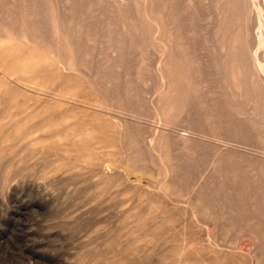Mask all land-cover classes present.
<instances>
[{
    "label": "rangeland",
    "instance_id": "obj_1",
    "mask_svg": "<svg viewBox=\"0 0 264 264\" xmlns=\"http://www.w3.org/2000/svg\"><path fill=\"white\" fill-rule=\"evenodd\" d=\"M24 1L0 0V264H264L259 248L264 226L256 222L260 217L252 202L264 177L259 138L264 122L236 97L244 85L259 90V66L232 44L242 34L236 12L251 0H229L222 24L210 0H125L136 5L132 14L118 9L117 0ZM223 26L230 27L226 35L217 33ZM71 36L82 38L78 46ZM57 38L68 43L64 53L53 46ZM114 45H121V58L108 53ZM230 136L234 146L225 149L222 140ZM212 153L220 159L215 169L220 174L211 178L217 195L209 203L190 201L184 195L194 181L188 172L196 167L195 173H210L204 168ZM228 187L242 188L233 201L220 198ZM236 205L239 213L230 212Z\"/></svg>",
    "mask_w": 264,
    "mask_h": 264
},
{
    "label": "bare ground",
    "instance_id": "obj_2",
    "mask_svg": "<svg viewBox=\"0 0 264 264\" xmlns=\"http://www.w3.org/2000/svg\"><path fill=\"white\" fill-rule=\"evenodd\" d=\"M29 1V0H28ZM28 1H27V3H28ZM70 1V0H69ZM79 1V0H78ZM78 1H76V2H78ZM85 1V0H84ZM140 1H142V0H140ZM205 1V0H204ZM209 1V0H208ZM261 2H259V1H257L256 2V0H251V2L249 3V5L248 6H246L244 9H243V11H241V10H238L236 13V15H235V18L236 19H238V18H241L242 20H243V22H242V24L240 25L241 26V31H242V34H239V35H236V36H234L233 37V47L235 48V49H237V50H240V51H244V52H247V57H249L248 59V62H249V64H251L252 66H254L255 68H257L258 69V66H259V69L257 70L258 72H256V73H258L257 74V76L259 77V84H260V86L258 87L259 88V90L256 92L255 91V88L253 87V88H251V85H244V86H246V87H244V89H245V92L242 94L241 92L239 93V94H237L236 95V97H238L239 98V100L240 101H243L244 102V105L247 107V110L249 111V113L251 114V116L253 117V116H257V118H260L259 120H262L263 122H264V0H260ZM23 2V1H22ZM24 2H26V0L24 1ZM80 2V1H79ZM101 2V1H100ZM105 2V1H104ZM117 2H118V5H117V8L118 9H121V10H123V11H128V12H130L131 13V11L132 10H134V8L136 7V5L135 4H129V2L128 1H125V0H117ZM143 2H144V0H143ZM146 2V1H145ZM153 2V1H152ZM155 2H156V0H155ZM161 2V1H160ZM159 2V3H160ZM172 2V1H171ZM26 3V4H27ZM41 3V2H40ZM83 3V2H82ZM140 3H142V2H140ZM208 4H209V2H207ZM229 3V0H210V5L212 4L214 7H215V10H216V12L215 13H217V19H218V22L220 23V24H222V21L223 20H225L226 19V15H225V9H226V5ZM83 4H87V3H83ZM93 4H94V2H93ZM96 4V3H95ZM113 4V3H112ZM148 4V3H147ZM164 4V3H163ZM20 5V4H19ZM22 5H24L25 6V4H22ZM75 5V4H74ZM81 5V4H80ZM111 5V4H110ZM134 5H135V7H134ZM230 5V4H229ZM240 5V4H239ZM17 6H18V4H17ZM41 6V5H40ZM43 6V5H42ZM114 6V5H113ZM240 6H242V5H240ZM75 7V6H74ZM94 7V6H93ZM112 7V6H111ZM142 7V6H141ZM25 8V7H24ZM23 8V9H24ZM71 8V7H70ZM75 8H78V7H75ZM82 8V7H81ZM102 8V6H100V8L99 9H101ZM242 8V7H241ZM241 8H239V9H241ZM26 9V8H25ZM30 9V8H29ZM38 9V8H37ZM36 9V10H37ZM74 9V8H73ZM83 9V8H82ZM113 9V8H112ZM136 9V8H135ZM139 9H140V6H139ZM212 9V8H211ZM62 10V9H61ZM78 10V9H77ZM143 10V9H142ZM229 10V9H228ZM29 11V10H28ZM31 11V10H30ZM109 11V10H108ZM136 11H137V9H136ZM141 11V10H140ZM26 12V11H25ZM36 12V11H35ZM138 12V11H137ZM169 12V14H170V11H168ZM226 12H227V9H226ZM231 12V11H230ZM20 13V12H19ZM18 13V14H19ZM29 13V12H28ZM27 12H26V14H28ZM39 13V12H38ZM71 13V12H70ZM81 13H83V12H81ZM21 14V13H20ZM23 14V13H22ZM87 14V13H86ZM89 14V13H88ZM87 14V15H88ZM111 14H113L114 15V13H111ZM132 14V13H131ZM227 14H229V11H228V13ZM71 15V14H70ZM87 15H85V16H87ZM127 15V14H126ZM143 15V14H142ZM171 15V14H170ZM230 15V14H229ZM19 16H21V15H19ZM28 16V15H27ZM37 16V15H36ZM60 16V15H59ZM69 16V15H68ZM84 16V17H85ZM89 17H90V14L88 15ZM97 16V15H96ZM98 16H100V15H98ZM131 16V15H130ZM228 16V15H227ZM3 17V16H2ZM40 17V16H39ZM49 17V16H48ZM66 17V16H65ZM79 17H82L83 18V16H79ZM92 17V16H91ZM95 17V16H94ZM107 17V16H106ZM109 17V16H108ZM107 17V18H108ZM78 18V17H77ZM82 18H80V19H82ZM231 18V17H230ZM29 19V18H28ZM34 19V18H33ZM36 19H38L39 20V18H36ZM42 19V18H41ZM40 19V20H41ZM63 19H65V18H63ZM110 19H112V18H110ZM109 19V20H110ZM145 19V18H144ZM167 19V18H166ZM54 20V19H53ZM52 20V21H53ZM75 20V19H74ZM73 20V21H74ZM78 20V19H77ZM85 20H86V18H85ZM116 20V19H115ZM31 21V20H30ZM37 21V20H36ZM35 20L33 21L34 23L36 22ZM79 21H81V20H79ZM100 21H101V19H100ZM100 21H98V22H100ZM132 21V20H131ZM134 21V20H133ZM170 21H172V20H170ZM169 21V22H170ZM2 22V21H1ZM211 22H212V20H211ZM230 22V21H229ZM13 23V22H12ZM86 23V22H85ZM101 23V22H100ZM99 23V24H100ZM119 23V22H118ZM134 23H135V21H134ZM145 23V22H144ZM147 23V22H146ZM216 23H217V21H216ZM215 23V24H216ZM226 23V22H225ZM224 23V24H225ZM80 24V23H79ZM115 24V23H114ZM136 24V23H135ZM171 24V23H170ZM211 24V23H210ZM214 24V23H213ZM238 24V23H237ZM5 25V24H4ZM11 25V24H10ZM174 25V24H173ZM12 26H13V24H12ZM12 26H10V27H12ZM18 26V25H17ZM76 26V25H75ZM97 26V25H96ZM101 26V25H100ZM135 26V25H134ZM217 26V25H216ZM231 26V25H230ZM237 26V25H236ZM240 26H239V28H240ZM6 27H9V26H6ZM35 27V26H34ZM62 27H64V26H62ZM80 27V26H79ZM95 27V26H94ZM120 27H121V24H120ZM138 27V26H137ZM174 27V26H173ZM225 27V28H224ZM232 27V26H231ZM14 27H12L11 29H13ZM33 28V27H32ZM36 28V27H35ZM34 28V29H35ZM57 28V27H56ZM60 28H61V26H60ZM85 28V27H84ZM96 28V27H95ZM142 28H144V27H142ZM224 28V29H223ZM230 27H228V26H223L222 27V29H221V27L219 28V29H217V33L219 34H223V35H226V33H228L229 32V29ZM10 29V30H11ZM18 29V28H17ZM67 29V28H66ZM72 29V28H71ZM80 29V28H79ZM100 29V28H99ZM119 29V28H118ZM122 29V28H121ZM138 29V28H137ZM233 29V28H232ZM59 30V29H58ZM86 30V29H85ZM98 30V29H97ZM135 30V29H134ZM148 30H149V28H148ZM17 31V30H16ZM42 31V30H41ZM57 31V30H56ZM60 31V30H59ZM65 31V30H64ZM81 31V30H80ZM91 31H93V30H91ZM124 31V30H123ZM142 31V30H141ZM151 31V30H150ZM241 31H238V32H241ZM43 32V31H42ZM94 32H97V31H95L94 30ZM117 32H119V31H117ZM135 32H137V30L135 31ZM213 32H214V29H213ZM235 32V31H234ZM27 33V32H26ZM44 33V32H43ZM66 33V32H65ZM76 33V32H75ZM98 33H99V31H98ZM116 33V32H115ZM120 33V32H119ZM134 33V32H133ZM137 33H139V32H137ZM237 33V32H236ZM35 34V33H34ZM37 34V33H36ZM47 34H48V31H47ZM55 34H57V33H55ZM85 34V33H84ZM140 34V33H139ZM145 34V33H144ZM210 34V33H209ZM208 34V35H209ZM232 34H234L233 32H232ZM29 35V34H28ZM74 35V34H73ZM95 35H96V33H95ZM94 35V36H95ZM135 35H137L136 33H135ZM213 35V34H212ZM35 36V35H34ZM37 36V35H36ZM36 36H35V38H36ZM98 36V35H97ZM29 37V36H28ZM62 37H64V35L62 36ZM90 37V36H89ZM92 37V36H91ZM101 37H103L102 35H101ZM106 37V36H105ZM122 37V36H121ZM120 37V38H121ZM125 37V36H124ZM133 37V36H132ZM211 37V36H210ZM209 37V38H210ZM219 37V36H218ZM45 37H43V39H44ZM85 38V37H84ZM94 38V37H93ZM138 38V37H137ZM148 38V37H147ZM151 38V37H150ZM208 38V37H207ZM217 38V37H216ZM79 39H82V38H75V37H73V36H71L70 37V41H72L73 42V44H75L76 46H78L77 44H78V40ZM96 39V38H95ZM136 39V38H135ZM229 39V38H228ZM39 40H41V39H39ZM47 40V39H46ZM49 40V39H48ZM85 40V39H84ZM125 40V39H124ZM139 40V39H138ZM143 40V39H142ZM209 40V39H208ZM232 40V39H231ZM49 41H51V40H49ZM83 41V40H82ZM91 41V40H90ZM127 41V40H126ZM225 41V40H224ZM42 42V41H41ZM45 42H47V41H45ZM101 42V41H100ZM100 42H98L97 41V43H100ZM138 42V41H137ZM143 42V41H142ZM145 42H146V39H145ZM148 42V41H147ZM229 42H230V39H229ZM29 43V42H28ZM82 43V42H81ZM102 43V42H101ZM136 43V42H135ZM139 43V42H138ZM226 43V42H225ZM42 44V43H41ZM40 44V45H41ZM49 44V43H48ZM91 44V43H90ZM131 44V43H130ZM140 44V43H139ZM138 44V45H139ZM68 43H66L65 41H62L61 39H59V38H57L56 40H55V42L53 43V46H54V48H55V50H57V51H59V52H63L68 46ZM70 45V44H69ZM93 45V44H92ZM96 45H98V44H96ZM102 45V44H101ZM124 45V44H123ZM127 45V44H126ZM137 45V46H138ZM142 45V44H141ZM227 45V44H226ZM52 46V45H51ZM81 46H83L84 47V45H82L81 44ZM89 46L90 45H88V49H89ZM115 46V45H114ZM121 45H117V46H115V47H111L110 49H109V54H118L119 53V49L121 48L120 47ZM140 46V45H139ZM225 46V45H224ZM230 46V45H229ZM100 47V46H99ZM156 47V46H155ZM183 47V46H182ZM219 47V46H218ZM226 47V46H225ZM54 48H52V49H54ZM76 48V47H75ZM97 48V47H96ZM101 48V47H100ZM104 48V47H103ZM213 48H214V46H213ZM85 49V48H84ZM212 49V48H211ZM220 49V48H219ZM226 49V48H225ZM97 50V49H96ZM100 50V49H99ZM148 50V49H147ZM176 50V49H175ZM179 50V49H178ZM181 50V49H180ZM123 51V50H122ZM121 51V52H122ZM70 52V51H69ZM98 53H99V51H97ZM159 52V51H158ZM184 52V51H183ZM208 52H210V51H208ZM221 52V51H220ZM64 53V52H63ZM130 53V52H129ZM143 53V52H142ZM161 53V52H160ZM237 53V52H236ZM54 54V53H53ZM57 54H58V52H57ZM102 54H103V52H102ZM154 54V53H153ZM175 54V53H174ZM178 54V53H177ZM184 54V53H183ZM222 54V53H221ZM221 54H219V55H221ZM48 55H49V53H48ZM60 55H61V53H60ZM124 55V54H123ZM123 55H119L118 54V57H122ZM136 55V54H135ZM142 55V54H141ZM176 55V54H175ZM179 55V54H178ZM184 55H186V54H184ZM183 55V56H184ZM210 55V54H209ZM216 55H218V54H216ZM216 55H214V56H216ZM126 56V55H125ZM155 56V55H154ZM188 56V55H187ZM50 57H51V55H50ZM206 57V56H205ZM217 57V56H216ZM52 58V57H51ZM92 58V57H91ZM104 58V57H103ZM102 58V59H103ZM109 58H111V57H109ZM153 58H155V57H153ZM181 58V57H180ZM186 58V57H185ZM38 59H40V58H37V60ZM43 59V58H42ZM54 59V58H53ZM105 59V58H104ZM182 59H184V58H182ZM210 59V58H209ZM213 59V58H212ZM211 59V60H212ZM234 59V58H233ZM34 60H36V59H34ZM169 60V59H168ZM179 60H181V59H179ZM206 60V59H205ZM215 60V59H214ZM227 60V59H226ZM84 61V60H83ZM100 61V60H99ZM155 61V60H154ZM159 61V60H158ZM182 61V60H181ZM186 61V60H185ZM218 61H220V60H218ZM42 62V61H41ZM44 62V61H43ZM120 62H122V61H120ZM161 62H162V60H161ZM165 62H167V61H165ZM176 62V61H175ZM209 62H211V61H209ZM216 62H217V60H216ZM227 62H229V60L227 61ZM231 62H232V60H231ZM38 63V62H37ZM83 63V62H82ZM105 63H106V61H105ZM247 63V62H246ZM57 64V63H56ZM60 64V63H59ZM77 64V63H76ZM79 64V63H78ZM131 64V63H130ZM182 64V63H181ZM196 64L198 65V62H196ZM205 64V63H204ZM215 65H216V63H214ZM217 64H219V66H222V65H220V63L218 62ZM222 64V63H221ZM233 64V63H232ZM46 64H44V66H45ZM61 65V64H60ZM59 65V66H60ZM119 66H121L120 65V63L118 64ZM162 65V64H161ZM168 65V64H167ZM189 66H190V64H188ZM208 65V64H207ZM206 65V66H207ZM215 65H213V66H215ZM233 65H235V63L233 64ZM242 65V64H241ZM57 66H58V64H57ZM68 66V65H67ZM81 66H83V65H81ZM117 66V65H116ZM123 66H124V64H123ZM126 66V65H125ZM128 66V65H127ZM201 66H202V64H201ZM209 66V65H208ZM240 66V65H239ZM39 67H41V65H39ZM53 67V66H52ZM61 67V66H60ZM78 67H80V66H78ZM94 67V66H93ZM113 67V66H112ZM118 67V66H117ZM161 67V66H160ZM176 67V66H175ZM192 67V66H191ZM197 67V66H196ZM200 67V66H199ZM198 67V68H199ZM237 67H238V65H237ZM236 67V68H237ZM242 67H243V65H242ZM54 68V67H53ZM57 68V67H56ZM68 68V67H67ZM67 68H66V70H67ZM114 68V67H113ZM119 68V67H118ZM123 68V67H122ZM125 68V67H124ZM179 68V67H178ZM190 68V67H189ZM201 68V67H200ZM203 68H204V66H203ZM213 68V67H212ZM234 68H235V66H234ZM240 68V67H239ZM78 69V68H77ZM87 69V68H86ZM94 69V68H93ZM117 69V68H116ZM121 69V68H120ZM162 69V68H161ZM192 69V68H191ZM217 69V68H216ZM49 70V69H48ZM54 70V69H53ZM65 70V71H66ZM109 70V69H108ZM205 70H206V68H205ZM213 70V69H212ZM221 70V69H220ZM247 69H245V71H246ZM249 70V69H248ZM83 71V70H82ZM90 71V70H89ZM110 71V70H109ZM108 71V72H109ZM115 71V70H114ZM123 71V70H122ZM192 71V70H191ZM195 71H198V70H195ZM194 71V72H195ZM206 71H208V70H206ZM214 71V70H213ZM222 71V70H221ZM233 71H235V70H233ZM59 72V71H58ZM110 72H112V71H110ZM109 72V73H110ZM125 72V71H124ZM157 72V71H156ZM201 72V71H200ZM217 72V71H216ZM223 72V71H222ZM252 72V71H251ZM106 73H107V71H106ZM185 73V72H184ZM204 73H205V71H204ZM248 73H250V72H248ZM60 74V73H59ZM97 74V73H96ZM95 74V75H96ZM118 74V73H117ZM123 74V73H122ZM126 74V73H125ZM128 74V73H127ZM186 74H188L187 73V71H186ZM202 74V73H201ZM206 74V73H205ZM211 74V73H210ZM219 74H220V72H219ZM238 74V73H237ZM246 74V73H245ZM255 74V73H254ZM92 75V74H91ZM90 74H89V76L90 77H92ZM93 75H94V73H93ZM207 75V74H206ZM212 75V74H211ZM211 75H210V77H211ZM68 76V75H67ZM110 76V75H109ZM113 76V75H112ZM119 76V75H118ZM193 76V75H192ZM201 76H203V75H201ZM223 76V75H222ZM231 76H232V73H231ZM249 76V75H248ZM99 77V76H98ZM213 77H215L214 75H213ZM219 77V76H218ZM220 77H221V75H220ZM226 77V76H225ZM225 77H223V79L225 78ZM230 77V76H229ZM249 77H252V76H249ZM101 78V77H100ZM118 78V77H117ZM193 78H195V77H193ZM198 78H199V76H198ZM227 78V77H226ZM230 78H232V77H230ZM98 79V78H97ZM129 79V78H128ZM202 79H203V77H202ZM206 79V78H205ZM207 79H209V78H207ZM211 79V78H210ZM229 79V78H228ZM241 79V78H240ZM248 79V78H247ZM130 80V79H129ZM160 80V79H159ZM185 80V79H184ZM183 80V81H184ZM196 80V79H195ZM214 80H215V78H214ZM221 80H222V78H221ZM231 80V79H230ZM234 80V79H233ZM100 81V80H99ZM182 81V82H183ZM206 81H208V80H206ZM212 81H213V79H212ZM226 81V80H225ZM93 82H94V80H93ZM194 82V81H193ZM204 82V81H203ZM219 82H221V81H219ZM223 82V81H222ZM234 82V81H233ZM242 82V81H241ZM254 82V81H253ZM101 83V82H100ZM184 83V82H183ZM191 83V82H190ZM202 83V82H201ZM210 83V82H209ZM208 83V84H209ZM214 83H215V81H214ZM237 83V82H236ZM243 83V82H242ZM249 83H250V81H249ZM22 84V83H21ZM177 85L179 84V83H176ZM195 84V83H194ZM193 84V85H194ZM218 84V83H217ZM226 84H227V81H226ZM255 84V83H254ZM100 85V84H99ZM185 85V84H184ZM223 85H224V83H223ZM179 86V85H178ZM177 86V87H178ZM192 86V85H191ZM190 86V87H191ZM209 86V85H208ZM228 86V85H227ZM234 86H236V85H234ZM120 87H121V84H120ZM180 87V86H179ZM178 87V88H179ZM186 87V86H185ZM111 88V87H110ZM173 88V87H172ZM181 88V87H180ZM182 88H183V86H182ZM203 88V87H202ZM214 88V87H213ZM215 88H216V86H215ZM231 88V87H230ZM112 89V88H111ZM129 89V88H128ZM185 89V88H184ZM194 89V88H193ZM212 89V88H211ZM219 89V88H218ZM229 89V88H228ZM121 90V89H120ZM154 90V89H153ZM173 90H178V89H173ZM179 90H181V89H179ZM190 90V89H189ZM226 90V89H225ZM19 91V90H18ZM122 91V90H121ZM148 91V90H147ZM165 91V90H164ZM182 91V90H181ZM194 91V90H193ZM213 91H215V90H213ZM218 91V90H217ZM223 91V90H222ZM234 91V90H233ZM145 92V91H144ZM206 92V91H205ZM204 92V93H205ZM212 92V91H211ZM225 92H227V91H225ZM237 92H238V89H237ZM109 93V92H108ZM115 93V92H114ZM141 93V92H140ZM146 93V92H145ZM154 93V92H153ZM220 93V92H219ZM233 93V92H232ZM103 94H104V92H103ZM183 94V93H182ZM206 94V93H205ZM214 94H217V93H214ZM228 94V93H227ZM231 94V93H230ZM109 95H110V93H109ZM151 95H153L152 93H151ZM161 95H162V93H161ZM181 95V94H180ZM193 95V94H192ZM223 95V94H222ZM122 96H123V94H122ZM121 96V97H122ZM139 96H140V94H139ZM165 96V95H164ZM218 96H220V95H218ZM113 97H115V96H113ZM112 97V98H113ZM147 97V96H146ZM152 97V96H151ZM160 97V96H159ZM195 97V96H194ZM209 97V96H208ZM221 97V96H220ZM166 98V97H165ZM182 98V97H181ZM205 98V97H204ZM211 98V97H210ZM213 98V97H212ZM215 98V97H214ZM226 98V97H225ZM157 99V98H156ZM159 99V98H158ZM115 100V99H114ZM150 100V99H149ZM168 100H169V98H168ZM216 100V99H215ZM224 100H229V99H224ZM233 100V99H232ZM238 100V99H237ZM191 101V100H190ZM210 101V100H209ZM218 101V100H217ZM223 101V100H222ZM143 102V101H142ZM169 102V101H168ZM194 102V101H193ZM219 102V101H218ZM227 102V101H226ZM229 102H231V101H229ZM233 102V101H232ZM141 103V102H140ZM188 103V102H187ZM228 103V102H227ZM239 103V102H238ZM177 104H178V101H177ZM183 104V103H182ZM182 104H180V105H182ZM220 104V103H219ZM224 104V103H223ZM230 104V103H229ZM240 104H241V102H240ZM159 105V104H158ZM163 105V104H162ZM166 105V104H165ZM212 105H213V103H212ZM176 106H178V105H176ZM196 106V105H195ZM194 106V107H195ZM209 106V105H208ZM225 106V105H224ZM239 106V105H238ZM138 107V106H137ZM141 107H143V106H141ZM156 107V106H155ZM187 107V106H186ZM211 107V106H210ZM213 107V106H212ZM148 108V107H147ZM146 108V109H147ZM234 108H236V107H234ZM165 109H167V108H165ZM172 109V108H171ZM176 109V108H175ZM214 109V108H213ZM181 110V109H180ZM179 110V111H180ZM183 110V109H182ZM228 111L229 109H225V110H223V111ZM135 111V110H134ZM148 111V110H147ZM167 111V110H166ZM174 111V110H173ZM189 111V110H188ZM198 111V110H197ZM204 111V110H203ZM215 111V110H214ZM138 112V111H137ZM152 112V111H151ZM150 111H148V113H151ZM195 112H196V110H195ZM205 112V111H204ZM230 112V111H229ZM239 111H238V109H237V113H238ZM234 113H235V111H234ZM242 113V112H241ZM139 114V113H138ZM137 114V115H138ZM160 114V113H159ZM174 114V113H173ZM196 114H198V113H196ZM205 114H208V113H205ZM222 114V113H221ZM240 114V112L238 113V115ZM163 115V114H162ZM166 115V114H165ZM178 115H179V113H178ZM190 115H194V114H190ZM216 115H217V113H216ZM157 116V115H156ZM199 116H201V115H199ZM204 116V115H203ZM207 116V115H206ZM209 116H212V115H209ZM215 116V115H214ZM225 116V115H224ZM240 116H243V114H241ZM126 117V116H125ZM152 117V116H151ZM155 117V116H154ZM158 117V116H157ZM162 117V116H161ZM172 117V116H171ZM182 117V116H181ZM234 116H232V118H233ZM245 117V116H244ZM251 117V118H252ZM144 118V117H143ZM170 118V117H169ZM198 118V117H197ZM212 118V117H211ZM235 118V117H234ZM233 118V119H234ZM236 118H238V117H236ZM254 118H256V117H254ZM154 119V118H153ZM170 119H172V118H170ZM169 119V120H170ZM199 119V118H198ZM197 119V120H198ZM239 119V118H238ZM156 120V119H155ZM181 120V119H180ZM193 120V119H192ZM200 120V119H199ZM198 120V121H199ZM202 120V119H201ZM200 120V121H201ZM204 120H206V119H204ZM226 120V119H225ZM232 119H230V121H231ZM240 120H242L241 122H243V120H245V119H241L240 118ZM249 120V119H248ZM164 121V120H163ZM166 121V120H165ZM164 121V122H165ZM190 121H191V119H190ZM203 121V120H202ZM233 121V120H232ZM129 122V121H128ZM145 122H147V121H145ZM172 122V121H171ZM192 122H194V120L192 121ZM204 122V121H203ZM202 122V123H203ZM225 122V121H224ZM251 122H253L252 120H251ZM152 123V122H151ZM173 123V122H172ZM218 123V122H217ZM234 123V122H233ZM166 124V123H165ZM193 124H195V122L193 123ZM193 124H192V126H193ZM206 124V123H205ZM205 124H204V126H205ZM230 126H231V124L232 123H228ZM235 124V123H234ZM108 125H110V124H108ZM126 125H127V122H126ZM151 125V124H150ZM163 125V124H162ZM167 125V124H166ZM178 125V124H177ZM190 125V124H189ZM233 125V124H232ZM236 125H237V123H236ZM242 125H243V123H242ZM242 125L240 126V127H242ZM114 126V125H113ZM179 126H181V125H179ZM199 126V125H198ZM111 127H112V125H111ZM130 127V126H129ZM136 127V126H135ZM134 127V128H135ZM170 127V126H169ZM203 127V126H202ZM201 127V128H202ZM229 127V126H228ZM232 127V126H231ZM235 127H237V126H235ZM247 126H245V128H246ZM125 128V127H124ZM133 128V129H134ZM145 128H146V126H145ZM148 128V127H147ZM152 128H154V127H152ZM158 128H160V127H158ZM171 128V127H170ZM180 128V127H179ZM190 128V127H189ZM193 128H197V127H193ZM192 128V129H193ZM205 128H207V127H205ZM212 128V127H211ZM225 128V127H224ZM230 128V127H229ZM229 128H226L227 130L229 129ZM239 128V127H238ZM149 129V128H148ZM151 129V128H150ZM199 129V128H198ZM203 129H204V127H203ZM222 129H223V127H222ZM225 129V130H226ZM233 129H235V128H233ZM240 129V128H239ZM242 129H244V128H242ZM247 130H248V128H246ZM252 129V127L250 128V130ZM259 130H260V128H258ZM115 130V129H114ZM116 130H117V128H116ZM126 130V129H125ZM151 130H153V129H151ZM173 130V129H172ZM194 130V129H193ZM200 130V129H199ZM226 130V133L227 132H229V131H227ZM254 130H255V128H254ZM135 131V130H134ZM142 131V130H141ZM191 131V130H190ZM230 131H232V130H230ZM234 131V130H233ZM246 131V130H245ZM244 131V132H245ZM253 131V130H252ZM116 132H118V131H116ZM125 132H127V131H125ZM131 132L133 133V130H131ZM136 132V131H135ZM184 132V131H183ZM193 132V131H192ZM196 132H199V131H197V129H196ZM201 132V131H200ZM204 132V131H203ZM208 132V131H207ZM206 132V133H207ZM225 132V131H224ZM236 132V131H235ZM259 132V131H258ZM119 133V132H118ZM137 133H138V131H137ZM194 133V132H193ZM210 133V132H209ZM213 133V132H212ZM241 133H243V132H241ZM77 134H80L79 132L77 133ZM129 134H130V132H129ZM160 134V133H159ZM197 134H199V133H197ZM201 134V133H200ZM199 134V135H200ZM229 134V133H228ZM230 134H233L232 132L230 133ZM236 134H237V132H236ZM247 133H245V135H246ZM125 135V134H124ZM133 135V134H132ZM145 135V134H144ZM173 135V134H172ZM184 135V134H183ZM208 135V133L206 134V136ZM210 135V134H209ZM212 135V134H211ZM222 135H226L227 136V134H222ZM240 135V134H239ZM248 135H250L249 133H248ZM253 135V134H252ZM117 136V135H116ZM130 137H131V135H129ZM129 136H127V137H129ZM137 136H138V134H137ZM140 136V135H139ZM138 136V137H139ZM148 136V135H147ZM244 136V135H243ZM80 137V136H79ZM152 137V136H151ZM150 137V138H151ZM163 137V136H162ZM167 137V136H166ZM190 137V136H189ZM211 137V136H210ZM222 137V136H221ZM228 137V136H227ZM231 137L232 136H230V139H228V138H226V139H224L223 138V142H224V147H225V149H228V148H230L229 146L230 145H232V144H230L231 143ZM241 137H242V135H241ZM246 137H248V136H246ZM252 137H255V136H252ZM136 138V137H135ZM148 138V137H147ZM156 138H157V136H156ZM168 138V137H167ZM174 138V137H173ZM185 138V137H184ZM202 138V137H201ZM217 138H219V137H217ZM249 138V137H248ZM257 138V137H256ZM259 138H261L262 139V142H264V130H263V132L261 133V134H259ZM158 139V138H157ZM164 139V138H163ZM198 139V138H197ZM205 139V138H204ZM207 139V138H206ZM210 139H212V137L210 138ZM215 139V138H214ZM249 139H251V138H249ZM145 140H146V137H145ZM188 140V139H187ZM200 140V139H199ZM216 140V139H215ZM258 141H259V139H257ZM82 141V140H81ZM154 141V140H153ZM170 141H171V139H170ZM203 141H205V140H203ZM207 141V140H206ZM209 141H214V140H209ZM208 141V142H209ZM220 141V140H219ZM134 142V141H133ZM172 142V141H171ZM174 142V141H173ZM196 142V141H195ZM200 142V141H199ZM237 142V141H236ZM138 143H139V141H138ZM144 143V142H143ZM198 143V142H197ZM203 143V145H204V143L205 142H202ZM221 143V142H220ZM239 143V142H238ZM87 144V143H86ZM155 144V143H154ZM172 144V143H171ZM176 144V143H175ZM192 144H194V143H189V145H191V147L193 146ZM200 144H201V142H200ZM207 145H210V143L208 144V143H206ZM205 144V145H206ZM217 144V143H216ZM242 144V143H241ZM243 144H244V142H243ZM126 145V144H125ZM149 145V144H148ZM170 145V144H169ZM219 145H221V144H219ZM238 145V144H237ZM245 145V144H244ZM246 145H248L247 144V141H246ZM129 146V144L127 145V147ZM131 146V145H130ZM165 146H167V145H165ZM173 146V148H174V145H172ZM180 146V145H179ZM188 146V145H187ZM187 146H186V148H187ZM199 146V145H198ZM202 146V145H201ZM215 145H213V147H214ZM232 146H234V143H233V145ZM261 146V145H260ZM126 147V146H125ZM135 147V146H134ZM142 147H144V145L142 146ZM195 147H196V145H195ZM205 147V146H204ZM222 147V146H221ZM240 147H242V145H240ZM162 148H163V146H162ZM176 148V147H175ZM174 148V149H175ZM185 148V149H186ZM199 148V147H198ZM215 148V147H214ZM213 148V149H214ZM218 148V147H217ZM246 148V147H245ZM258 148V147H257ZM135 149V148H134ZM156 149V148H155ZM191 149V148H190ZM199 149H202V148H199ZM260 149H262L261 151H264V143L262 144V146H261V148ZM173 150V149H172ZM179 150H181L180 148H179ZM187 150V149H186ZM241 150V149H240ZM243 150V149H242ZM135 151V150H134ZM189 151V150H188ZM200 151V150H199ZM203 151V150H202ZM234 151H235V149H234ZM244 151V150H243ZM242 151V152H243ZM128 152V151H127ZM156 152L158 153V150H156ZM172 152V151H171ZM171 152H170V154H171ZM177 152V151H176ZM175 152V153H176ZM190 152V154H191V151H189ZM238 152V151H237ZM129 153H130V151H129ZM140 153H141V151H140ZM206 153V152H205ZM227 153H229V152H227ZM245 153V152H244ZM254 153V152H253ZM264 153V152H263ZM131 154V153H130ZM181 154H182V152H181ZM203 154H204V152H203ZM213 154V153H212ZM225 154V153H224ZM238 154V153H237ZM251 154V153H250ZM262 154V153H261ZM173 154H171V156H172ZM193 155V154H192ZM200 155V154H199ZM198 155V156H199ZM205 155V154H204ZM210 155V154H209ZM233 155H235V153L233 154ZM232 154H231V156H233ZM173 156H176L175 154L173 155ZM183 156H184V153H183ZM189 156H191V155H189ZM246 157H247V155H245ZM248 156H250L249 155V152H248ZM256 156V155H255ZM255 156H254V158H255ZM262 156H264V155H262ZM261 155H260V158L262 157ZM130 157H131V155H130ZM194 157V156H193ZM201 157V156H200ZM225 157H227V156H225ZM154 158V157H153ZM168 158H169V156H168ZM174 158V157H173ZM175 158H177V157H175ZM190 158H192V156L190 157ZM195 158H196V156H195ZM218 158H221L220 156L218 157ZM231 158H233V157H231ZM236 158V157H235ZM252 158H253V155H252ZM253 158V159H254ZM257 159L259 158V157H256ZM255 158V159H256ZM178 159V158H177ZM193 159V158H192ZM200 159V158H199ZM208 159V158H207ZM239 159V158H238ZM249 159V158H248ZM264 159V158H263ZM163 160V159H162ZM172 160V159H171ZM180 161H181V159H179ZM179 160H178V162H179ZM188 160V159H187ZM231 160V159H230ZM230 160H228L229 162H230ZM234 160H236V159H234ZM260 160H262V158L260 159ZM183 161V160H182ZM181 161V162H182ZM199 161V160H198ZM219 161H220V159H217V154L216 153H214L213 154V158H210V160H209V164L204 168V170H206L207 168H209L211 171H212V173H211V171H210V173L208 172V174H207V172H203V173H200V174H198V172L197 173H195L196 171H195V169H196V167H192V169H194V171L193 170H191L190 172H188V173H190V175L191 176H193V178H194V181H193V183L191 184V189L189 190V191H187L186 190V192L184 193V195L187 197V199H189L190 201L192 200L193 201V199L194 200H198V201H200V202H202V201H204V202H207V203H209L208 201H206V200H210V197L211 196H213V195H217V190H216V188L218 187L216 184H214L212 181H211V178L212 177H214L216 174L217 175H219L220 173H218V171L217 170H215L216 169V167H217V163H219ZM233 161V160H232ZM238 161V160H237ZM236 161V162H237ZM240 161V160H239ZM242 161V160H241ZM246 161V160H245ZM249 161V160H248ZM172 163H173V161H171ZM177 162V161H176ZM178 162L176 163V164H178ZM190 162H192L191 160H190ZM253 162H255V161H253ZM258 162H261V161H259L258 160ZM170 163V162H169ZM168 163V164H169ZM189 163V162H188ZM234 163V162H233ZM262 164H263V161L261 162ZM183 164V163H182ZM190 164V163H189ZM237 164V163H236ZM236 164H235V166H236ZM261 164V165H262ZM166 164H164V166H165ZM175 165V164H174ZM186 165H188V164H186ZM225 165H227V164H225ZM231 165V164H230ZM260 165V166H261ZM168 166V165H167ZM166 166V167H167ZM182 166V165H181ZM180 166V167H181ZM190 166V165H189ZM232 166L233 167H235L233 164H232ZM231 166V167H232ZM259 166V165H258ZM262 166H264V165H262ZM261 166V168H264V167H262ZM159 167V166H158ZM169 167V166H168ZM179 167V168H180ZM185 167H187V166H185ZM191 167V166H190ZM189 167V168H190ZM198 167V166H197ZM224 167V166H223ZM225 167H229V166H225ZM253 167V166H252ZM252 167L250 168V170L252 169ZM161 168V167H160ZM249 168V167H248ZM163 170L165 169V168H162ZM171 168H169V170H170ZM209 169H207V170H209ZM168 170V171H169ZM229 170V169H228ZM110 171V170H109ZM188 171V170H187ZM193 171V172H192ZM198 171V170H197ZM203 171V170H202ZM254 171H257V170H254ZM163 172V171H162ZM171 172V171H170ZM224 172L226 173V171H225V169H224ZM223 172V173H224ZM231 172H234V171H231ZM177 173V172H176ZM252 173H253V171H252ZM263 173H264V171H263ZM171 174V173H170ZM184 174H185V172H184ZM195 174H198V175H195ZM254 174H257V173H254ZM258 174H260V173H258ZM182 175V174H181ZM227 175V174H226ZM161 176V175H160ZM184 176H186V175H184ZM190 176V177H191ZM195 176V177H194ZM222 176V175H221ZM254 176V175H253ZM259 176V175H258ZM257 176V177H258ZM263 176H264V174H263ZM187 177H188V175H187ZM210 177V178H209ZM215 177H217V176H215ZM260 178L262 177L261 175L259 176ZM186 178V177H185ZM189 178V177H188ZM187 178V179H188ZM219 178V177H218ZM217 178V179H218ZM229 178H231V177H229ZM260 178H258V180L260 179ZM175 180V179H174ZM180 180V179H179ZM216 180V179H215ZM225 180V179H224ZM223 180V181H224ZM260 180H262V179H260ZM170 182H171V179L169 180ZM189 181H191V180H189ZM229 181H230V179H229ZM234 180H232V181H230V183L231 184H233L234 185V183L235 182H233ZM238 181V180H237ZM175 182V181H174ZM220 182V181H219ZM240 182H241V180H240ZM249 182H251V181H249ZM253 182L254 181H252V184H253ZM173 182H171L170 184H172ZM176 183V182H175ZM230 183H228L227 185H229ZM242 183V182H241ZM189 184V183H188ZM190 184H189V186H190ZM239 184V183H238ZM245 184H246V182H245ZM251 184V183H250ZM256 184H257V182H256ZM216 185V186H215ZM224 185H225V183L223 182V183H221V186H223L224 187ZM241 185V184H240ZM239 185V186H240ZM244 185V184H243ZM254 185V184H253ZM260 185V184H259ZM258 185V187L256 188V191H257V194L255 193V191H254V193H253V196L255 197H258V199H255V200H253L252 202H253V204L255 205V207L257 208V212L256 213H258L257 214V216L258 217H260V221H256L257 223L259 222V224L260 225H262V226H264V177H263V180H262V184L259 186ZM178 186V185H177ZM220 186V187H221ZM249 186V185H248ZM232 187H234V186H232ZM245 187H246V185H245ZM252 187H254V186H252ZM179 188V187H178ZM226 188H227V186H226ZM229 188V187H228ZM231 188V187H230ZM229 188V192L227 191V193L225 192V193H221V194H219V195H221L220 196V198L221 199H229V200H231V201H233L232 199H234L233 197H234V195L236 194V193H240V190H239V192H237L236 190H238V189H242V188H238V189H233V188H231L230 189ZM251 190V189H250ZM253 190V189H252ZM251 190V191H252ZM217 191V192H216ZM220 191V190H219ZM243 191V190H242ZM168 193H169V191H167ZM176 192V191H175ZM174 192V193H175ZM166 193V192H165ZM172 193V192H171ZM177 193V192H176ZM175 193V194H176ZM170 194V193H169ZM173 194V193H172ZM245 194V193H244ZM180 195V194H179ZM182 195V194H181ZM167 196V195H166ZM238 196V195H237ZM243 196V195H242ZM247 197V196H246ZM253 197V198H254ZM219 198V199H220ZM237 198H239V196L237 197ZM218 199V204H219V201L221 200H219ZM188 200V201H189ZM235 200V199H234ZM249 200H250V198H249ZM188 201H186L187 203H188ZM241 201V200H240ZM217 202V201H216ZM237 202H239V201H237ZM249 202V201H248ZM192 202H190V204H191ZM198 203V202H197ZM222 203H223V200H222ZM231 203V202H230ZM234 203V202H233ZM236 203V202H235ZM211 204V203H210ZM218 204H216L217 206L216 207H218ZM224 204H226V203H224ZM238 204V203H237ZM242 204V203H241ZM188 205H189V203H188ZM200 205H203V203L202 204H200ZM204 205H206V204H204ZM215 205V204H214ZM214 205L212 204V206H213V208H214ZM243 206H244V204H242ZM242 205H240V202H239V207L240 206H242ZM253 205V206H254ZM190 206V205H189ZM188 206V207H189ZM211 206V205H210ZM224 206V205H223ZM227 206V205H226ZM205 207V206H204ZM239 207L236 205L235 207H229V211L230 212H234V213H239L238 211V209H239ZM194 208V207H193ZM193 208H192V210H193ZM198 208V207H197ZM212 208V207H211ZM190 209H191V207H190ZM206 209V208H205ZM218 209V208H217ZM224 209V208H223ZM188 210H189V208H188ZM210 210H212V209H210ZM216 210V209H215ZM219 210H220V208H219ZM235 210H238V211H235ZM186 211V210H185ZM202 211V210H201ZM209 211V210H208ZM225 211V210H224ZM226 211H227V208H226ZM225 211V212H226ZM242 211V210H241ZM245 211V210H244ZM194 212H196V211H194ZM211 212V211H210ZM253 212V211H252ZM193 212H191V214H192ZM219 213V212H218ZM244 213V212H243ZM243 213H242V215H243ZM251 213V212H250ZM193 215V214H192ZM195 215H196V213H195ZM219 215V214H218ZM238 215H240V214H238ZM241 215V216H242ZM250 215V214H249ZM248 215V216H249ZM253 215H254V212H253ZM256 216V215H255ZM235 217V216H234ZM237 217V216H236ZM239 218V217H238ZM242 218L243 217H241V220H242ZM233 220V219H232ZM243 221H245V220H243ZM247 221V220H246ZM237 223H239L238 221H236ZM251 222V221H250ZM257 223H255L254 222V224H256L257 226L259 225V224H257ZM223 224V223H222ZM221 224V225H222ZM230 224H231V222H230ZM247 224H248V221H247ZM215 225H217V224H215ZM223 226H225V225H223ZM227 226V225H226ZM229 226V225H228ZM251 226V225H250ZM253 226V225H252ZM227 228V227H226ZM229 228V227H228ZM259 228V227H258ZM260 228H261V226H260ZM237 229V228H236ZM257 229V228H256ZM255 229V230H256ZM187 230V229H186ZM263 230H264V227H263ZM189 231H191L190 229H188V232ZM245 231V230H244ZM252 231H254V230H252ZM192 232V231H191ZM257 232V231H256ZM186 233H187V231H185V242H187L186 240H188L187 239V237H186ZM254 233V232H253ZM262 234H263V231L261 232ZM189 234H191L190 232H189ZM262 236V235H261ZM263 237H261V239H262ZM260 239V238H259ZM260 239V240H261ZM264 239V238H263ZM262 239V240H263ZM260 240H259V242H260ZM184 241V240H183ZM184 242V243H185ZM260 244H261V242H260ZM264 243H262L261 245H260V249L262 250V252L264 253V245H263ZM260 252V251H259ZM263 253H262V255H263ZM262 263V262H261Z\"/></svg>",
    "mask_w": 264,
    "mask_h": 264
}]
</instances>
